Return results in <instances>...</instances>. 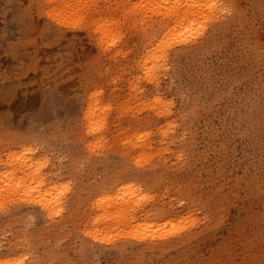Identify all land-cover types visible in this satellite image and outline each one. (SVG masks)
Wrapping results in <instances>:
<instances>
[{"label":"rangeland","instance_id":"374dc122","mask_svg":"<svg viewBox=\"0 0 264 264\" xmlns=\"http://www.w3.org/2000/svg\"><path fill=\"white\" fill-rule=\"evenodd\" d=\"M89 2L118 21L96 43L80 30H62L40 7L51 3L68 23L83 0H0V173L13 174L3 179L0 202L7 208L32 188V199L43 200L54 184H72L58 217L54 205L50 212L39 205L0 212V260L264 264V0H215L216 8L198 11V22H211L150 98L134 81L161 21L147 9L125 18L123 6L159 0ZM148 99L160 100L155 111L147 110ZM27 148L33 154L9 160ZM45 161L46 170L30 167ZM126 185L157 197L145 217L168 212L179 228L191 212L203 223L163 242L133 240L135 226L163 220L116 217L130 208L115 206L131 192Z\"/></svg>","mask_w":264,"mask_h":264},{"label":"snow or ice","instance_id":"6c2138e0","mask_svg":"<svg viewBox=\"0 0 264 264\" xmlns=\"http://www.w3.org/2000/svg\"><path fill=\"white\" fill-rule=\"evenodd\" d=\"M218 5L213 0L212 3H201L199 0H159L158 3H155L151 6L144 3H136L133 5L125 4L123 7L126 11L123 13V17L127 18L132 15L137 17L141 15L146 9L156 20H160L161 23L159 27L155 29L156 35L152 38L151 43L147 47L146 56L147 58L140 57L137 62V68L141 71V77L138 81H134L136 84L143 83L146 87L141 88V92L145 98H150L155 95L156 90L161 86V81L166 82V74L169 72L170 66L175 60L176 56L186 52L191 46L195 45L198 40L203 36L205 28L209 25L212 18H202L199 22L196 19L197 12L200 10L214 9ZM41 8H47L49 11L46 15L53 21L62 24V30L72 29L80 30L82 33H87L88 36L92 37L93 43H96V38L102 36V32L105 26L115 27L118 23L116 19H104L103 13L97 11L100 9L99 4H93L89 0H83V3L76 6V10L72 12L70 22L64 23L59 19L61 13L54 11L53 5L51 3L40 5ZM222 7V5H221ZM184 12L185 15L183 19H180L179 13ZM117 16L121 15L116 13ZM101 17L100 19H94V17ZM178 21V23H177ZM121 40L112 39L109 48L113 50L115 47H119L122 43ZM98 47L103 46V39L100 40ZM95 97H99L100 93H94ZM166 104L170 102L165 101ZM148 104L151 105L148 108V111H155L159 105L160 100L148 99ZM159 115H166L165 113H158ZM94 131V130H90ZM33 154L32 148H27L20 153L19 156L10 155V161H18L20 156L31 155ZM40 155L39 152L35 153ZM183 158V154H181ZM137 166H140V161H136ZM30 167L36 168L37 172L41 169L46 170L48 167H51L47 161L43 163H37L31 165ZM13 174L11 172L5 171L0 173V183L3 182V179L6 177H11ZM56 177L53 176L51 180L45 182L44 185L37 187H46L48 184L52 183ZM12 185H10L11 187ZM14 187L19 191L21 188L20 184L14 185ZM133 185H126L125 190H131ZM72 190L71 181L65 184H54L52 187L51 193H44L43 200L37 199L33 200L32 197L37 194V188H32L27 191L22 199H13L8 203L7 208L3 202H0V212H5L12 207H20L23 205H39L41 208H45V204L48 205V208H51L53 205L57 210L52 211L53 216H60L61 212L64 210L65 199L67 194ZM4 189L0 188V192H3ZM143 194H140V193ZM54 197V199L49 200V197ZM119 201L120 197H116ZM127 199V196H125ZM157 197L149 195L148 192L144 189H141L139 192H134L132 196V206L127 209L126 215L132 216L135 219L146 220L148 218L153 219L154 221L163 220L162 224L157 223H144L138 225L134 233L132 234L133 240L138 241H167L173 239L182 233L187 232L188 230L195 228L198 224L203 223L202 220H197L195 216L197 214L189 212L185 217H181L179 223L182 227L177 228L176 223L174 222L175 217L169 219L170 213L163 212L159 210L156 212L148 213V216L145 217L143 214L148 205L153 202ZM97 203H100L98 201ZM179 204L181 206L185 205V200L180 199ZM48 208H45L47 211ZM85 235H89L85 233ZM94 240L97 237H92ZM99 243L104 244L105 240H98ZM107 242L111 243V238H107ZM26 257H20L16 259L0 260V264H26Z\"/></svg>","mask_w":264,"mask_h":264},{"label":"bare ground","instance_id":"6f19581e","mask_svg":"<svg viewBox=\"0 0 264 264\" xmlns=\"http://www.w3.org/2000/svg\"><path fill=\"white\" fill-rule=\"evenodd\" d=\"M181 14H182V12H180ZM179 13V14H180ZM183 14H184V12H183ZM179 16H181V15H179ZM183 16V15H182ZM23 166V165H22ZM5 180V179H4ZM4 182H6V180L4 181ZM8 183V182H7ZM8 186V185H7ZM0 187L1 188H5L6 187V184H2L1 183V185H0ZM6 190H7V188H6ZM5 190V191H6ZM4 191V192H5ZM131 192L129 193V195H127V193H123L122 195H120L119 197H120V199H119V201H117V199L115 198V206H117L118 204H122V205H124V206H122V207H126L127 208V206L128 207H131L132 206V203H134L133 202V200H132V196H133V193L135 192L133 189L132 190H130ZM1 193V192H0ZM125 196H127V199H125ZM39 198H40V196H39ZM109 198H110V196H109ZM111 199V198H110ZM51 200V199H50ZM114 200V199H113ZM113 202V201H112ZM107 203V202H106ZM100 204V203H99ZM102 204V203H101ZM108 204V203H107ZM107 204H105L106 206H107ZM101 206V205H100ZM109 206V205H108ZM119 206V205H118ZM53 207V206H52ZM105 207V206H104ZM45 208H48V205L47 204H45ZM45 208H42L43 210H45ZM54 208V207H53ZM101 208V207H100ZM48 209H50V208H48ZM123 209V208H122ZM24 210V209H23ZM51 210V209H50ZM50 210H47L48 212H50ZM124 210V209H123ZM119 211V210H118ZM118 211H116L117 213H118ZM46 212V211H45ZM121 214H122V212H120ZM50 214V213H49ZM119 214V213H118ZM117 214V215H118ZM121 214H119V215H121ZM116 217H118V218H123L124 217V219L126 220V214L124 213L122 216H116ZM115 219V218H114ZM132 219V218H131ZM128 220H130V219H128ZM137 220V219H136ZM121 221V220H120ZM141 221V220H140ZM145 221V220H144ZM149 221V220H148ZM121 222H123V220L121 221ZM126 222V221H125ZM137 222V221H136ZM143 222V221H142ZM146 222H147V220H146ZM153 222V221H152ZM135 225V224H134ZM133 225V226H134ZM138 225V224H137ZM135 227H137V226H135ZM133 230H135V229H133ZM123 233V232H122ZM128 234V233H127ZM25 257V256H24ZM13 259V258H12Z\"/></svg>","mask_w":264,"mask_h":264}]
</instances>
